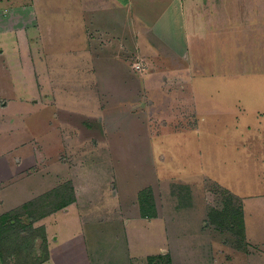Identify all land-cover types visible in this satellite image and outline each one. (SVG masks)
I'll list each match as a JSON object with an SVG mask.
<instances>
[{
    "label": "rangeland",
    "instance_id": "obj_1",
    "mask_svg": "<svg viewBox=\"0 0 264 264\" xmlns=\"http://www.w3.org/2000/svg\"><path fill=\"white\" fill-rule=\"evenodd\" d=\"M184 4L191 8L196 28L193 31L190 28L185 73L179 76L182 81L173 90L188 93L190 98L162 96L159 105L150 108L154 116L147 122V132L131 131V137L121 135L123 126L132 124L133 114L123 112L124 107L119 103L117 109H122L114 117L112 137L106 129V136L99 137L103 132L98 131L96 119L65 115L63 119L67 122H84L80 133L85 140L82 144L76 143L73 149L80 161H70L66 167L72 173H83L80 181L83 179V190L87 193L77 202L74 199L75 205L68 213L60 210L30 226L26 216L18 218L16 240H24L25 245L20 250L16 245L1 246L4 259H0V264H17L18 253L21 261L32 263L45 252L48 259L42 264H75L74 256L80 246L87 249L90 264H148L147 258L155 255L140 257L145 256L147 246L152 249L149 252H155L157 233L132 235L127 244L122 222L113 221L114 216L120 218L111 210L114 207L105 211L103 205L112 203L113 189L120 196L132 197L142 184L149 183L162 208L174 203L173 213L171 209L169 212L176 217L171 219L185 231L193 228L188 216L198 217L200 208L205 214L208 209L219 207L224 192L234 198L242 193L258 196L260 203L256 205H261L254 204L248 209L245 230L256 246L247 241L244 233V241L239 244L242 248L236 249L231 245L229 234L207 225L200 231L204 233L201 239L192 235L184 245L190 250L197 240L203 252L174 255L176 264H264V0H191ZM73 44L78 48V40ZM53 75L55 84L67 91L64 100L69 106H78L89 117L101 116L97 105L102 97L95 90L91 65L81 64L75 55L62 57L58 65L54 63ZM13 83L16 91L24 90L18 82ZM144 83L145 80L143 87ZM168 84L167 81L161 89L167 91ZM43 101L44 98L38 99L39 103ZM180 101L185 108L177 109ZM54 115L52 108L43 104L31 107L20 119L30 129V135L42 133L45 137L44 127L53 123L50 117ZM243 139L253 140L255 145H243ZM97 143L95 151L89 149ZM241 162L251 171L238 173ZM253 170L257 173L249 178ZM42 175L46 179L45 173H38L39 180ZM240 177L244 179L243 188L242 184L238 188ZM33 180L20 185L30 191L38 189ZM108 181L111 183L107 184ZM250 182L255 183L254 189ZM14 185L6 188L3 184L0 210L19 209L46 194L14 208L26 198L17 200L21 195ZM44 238L46 249L43 251ZM153 238L155 241L151 243ZM169 244L170 248L175 246L172 238Z\"/></svg>",
    "mask_w": 264,
    "mask_h": 264
},
{
    "label": "crops",
    "instance_id": "obj_2",
    "mask_svg": "<svg viewBox=\"0 0 264 264\" xmlns=\"http://www.w3.org/2000/svg\"><path fill=\"white\" fill-rule=\"evenodd\" d=\"M184 1L191 2L0 0V198L2 190L12 184H15L14 189L21 195L17 200L26 197L14 208L64 183L72 184L75 202L85 194L84 181H80L83 173H72L66 167V163L70 161H80L73 149L76 143L82 144L85 140L80 133L81 129H84V122H67L63 119L65 115L96 119L98 131L103 132L99 137L106 136L105 129L111 131L112 137V129L115 128L114 117L120 114L118 110L122 109H117L119 103L124 107L123 112L133 114L132 124L124 125L121 135L131 137V131L147 132V122L154 116L150 108L158 106L162 96L190 98L188 93L175 90L178 91L176 94L173 90L182 81L179 76L185 73L183 68L184 63L188 62L185 54L189 46L190 28L192 27V31L196 28L191 8L185 7ZM77 40L78 48L73 44ZM69 49L74 51L67 52ZM73 54L81 64H86V67L91 65L95 90H98L102 97V102L97 105L98 113L100 111L101 114L98 119L93 115L89 117L90 114L82 112L83 109L78 106H69L64 100L67 91L55 84L54 63L58 65L62 57L74 56ZM139 58L146 61L147 72L144 74L132 69V63L140 60ZM167 81L169 89L164 91L161 88ZM13 82L21 84L24 90L16 91ZM42 98L45 101L39 103L38 99ZM180 102L182 105L178 104L177 109H180V106L185 108L183 101ZM43 104L52 108L55 115L50 117V120L53 123L50 122L49 127H44L45 131L47 129L45 137L42 133L30 135V129L25 128L20 116L28 113L31 107ZM161 104L163 105V101ZM30 114L32 113L28 115ZM138 114L140 116H136ZM79 123L81 125H78ZM140 139L144 141L143 137ZM100 145L101 143L99 147ZM243 145L255 144L253 140H244ZM97 146L98 143L91 144L89 149L95 151ZM246 171L251 170L246 169L241 162L238 173ZM38 173H45L46 179L42 175L39 180ZM255 173L257 171L254 170L249 173V178ZM33 178L39 186L38 189L30 191L20 185ZM110 183L111 181L107 182ZM241 184L243 188V177L238 181V188ZM249 185L254 189L255 183L250 182ZM148 188L152 191L157 214L153 219L141 218L137 203L138 193ZM257 197L242 193L237 198L243 213L245 237L255 246V240L247 235L245 230L248 209L254 204L261 205H256L260 203ZM110 199L112 203L103 205V209L107 211L114 207L111 210L120 218L116 219L114 216L113 221L122 222L127 244H130L132 235L139 237L147 235L148 232L157 233V240H151V243L155 241V252H149L152 249L147 246L145 256L140 258L168 254L172 264H176L174 253L198 255L203 252L204 248L197 242L196 237L200 238L204 234L200 232L206 221L207 212L204 214V209L200 208V213L197 214L199 218L195 215L193 218L188 216L193 228L185 231L171 219L176 217L172 214L173 208L176 207L174 203L165 204L162 208L160 199L150 183L142 184L132 197L126 194L120 196L118 191L113 189ZM75 202L61 212L68 213ZM113 202H116V205ZM196 208L195 204L194 209ZM170 209L172 213L169 212ZM9 211L0 210V216ZM192 235L196 236L193 237L196 240L195 247L188 250L184 245L188 242L187 237ZM171 238L175 246L173 244L170 248ZM147 242L149 245L150 241ZM177 249L179 252H176ZM191 251L192 254L189 253ZM77 252L74 256L75 264H90L87 249L80 246Z\"/></svg>",
    "mask_w": 264,
    "mask_h": 264
},
{
    "label": "trees",
    "instance_id": "obj_3",
    "mask_svg": "<svg viewBox=\"0 0 264 264\" xmlns=\"http://www.w3.org/2000/svg\"><path fill=\"white\" fill-rule=\"evenodd\" d=\"M222 199L217 208H210L207 211L204 226H211L220 233L229 234L231 245L239 249L244 241V222L243 213L239 201L227 192L222 194ZM74 194L70 183H64L57 188L47 192L33 201L24 204L19 209L4 213L0 216V259L3 261V252L1 246L16 245L17 249H22L24 240L17 242L16 223L18 218L26 216L30 220V225L41 218L49 216L55 212L66 209L74 202ZM137 203L140 217L143 219L156 218V208L152 191L144 189L138 193ZM16 224V225H15ZM21 226V225H20ZM25 229L24 226H21ZM44 237V236H43ZM227 244H229L227 242ZM46 249L45 238L43 239V251ZM17 250V251H18ZM17 264H42L47 261L46 252L44 256L36 259L32 263H26L19 259L20 253L17 254ZM148 264H171V258L168 254L156 255L147 258Z\"/></svg>",
    "mask_w": 264,
    "mask_h": 264
},
{
    "label": "built area",
    "instance_id": "obj_4",
    "mask_svg": "<svg viewBox=\"0 0 264 264\" xmlns=\"http://www.w3.org/2000/svg\"><path fill=\"white\" fill-rule=\"evenodd\" d=\"M132 69L139 74H143L146 70V63L143 60H137L132 64Z\"/></svg>",
    "mask_w": 264,
    "mask_h": 264
}]
</instances>
